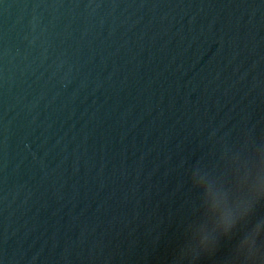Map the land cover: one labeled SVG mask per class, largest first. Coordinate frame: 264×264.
I'll return each mask as SVG.
<instances>
[{"label":"water","instance_id":"1","mask_svg":"<svg viewBox=\"0 0 264 264\" xmlns=\"http://www.w3.org/2000/svg\"><path fill=\"white\" fill-rule=\"evenodd\" d=\"M0 264H264V0H0Z\"/></svg>","mask_w":264,"mask_h":264}]
</instances>
